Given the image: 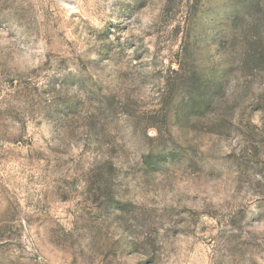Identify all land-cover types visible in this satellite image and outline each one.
<instances>
[{"label":"rangeland","instance_id":"rangeland-1","mask_svg":"<svg viewBox=\"0 0 264 264\" xmlns=\"http://www.w3.org/2000/svg\"><path fill=\"white\" fill-rule=\"evenodd\" d=\"M0 264H264V0H0Z\"/></svg>","mask_w":264,"mask_h":264}]
</instances>
